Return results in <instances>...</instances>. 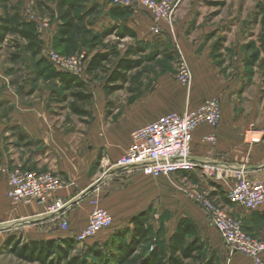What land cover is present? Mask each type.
<instances>
[{
	"label": "crops",
	"instance_id": "crops-1",
	"mask_svg": "<svg viewBox=\"0 0 264 264\" xmlns=\"http://www.w3.org/2000/svg\"><path fill=\"white\" fill-rule=\"evenodd\" d=\"M57 2L58 0L55 3V9L58 13ZM86 10V18H90L91 15L94 17L86 23L85 27L93 32L91 40H95L98 45L105 44L110 36L119 41L127 38L137 39L139 35L144 36V41H150L151 36L157 35L159 38H163L162 40H167V37L172 38L179 29L177 17L181 12V8L177 9L170 22L160 21V32L154 34L152 32L154 25L152 16L142 7L130 9L109 5L105 0H91ZM6 11L13 13L17 10L4 9L1 15H4ZM17 12L21 19H24L25 15L20 11ZM63 21L53 30V42ZM74 28L75 19L68 34L70 40ZM49 35V29L39 33L38 37L42 44L48 41ZM11 39H13V35H7L4 42ZM97 53L107 54L103 64L110 58L109 51L101 48L95 51L91 57ZM121 60L125 62L130 59H118L107 75L106 81H103L101 85H94L91 79L96 71L89 72L85 69L79 76L85 81L87 92L91 94V98L86 101L88 105L83 107L86 113L76 114L67 103L69 97L62 99L63 91L57 78H44L37 71H28V80L20 92H15L9 86L3 90L2 98L10 108L8 114L0 118V168L7 167L8 169V167L20 166L52 171L64 182V186L56 192V196L73 200L74 203L63 214V218L69 223V231L65 232L60 229L58 219H52L45 214L43 204L37 202L14 203L7 196L6 179L1 173L0 243L9 233L16 235L22 233L25 240L66 237L76 234L86 224L91 211L92 204L90 205L89 202L92 199H88L86 192L92 180V160L98 151L102 150L109 161H115L130 144L131 132L136 127L173 111L170 109H174L176 112L192 109L206 98V92L197 88L199 80H197L198 75L194 67L190 92L180 94L178 102L172 103V107L170 92L164 82H160L149 91L143 90L141 93L145 95L139 96L137 90L130 91L129 96L122 95L119 93L120 87L112 89V85L116 83L108 81L109 75L114 69H117ZM42 81L48 83V86L42 85ZM85 119L88 120L87 128L82 122ZM7 128L14 129L11 131L12 136L8 135ZM211 132H214L216 136L214 145L203 141V136ZM239 133L241 130L234 126L233 121L223 119L221 107V120L216 128L203 123L195 129L191 141L193 158L202 162L245 164L252 169V177L264 179L263 139L259 143L247 144L246 148L245 145L239 144L241 137ZM8 137L9 143L13 142V144H3V139ZM75 141L82 144L74 148L72 143ZM197 171L201 172L194 170L175 174L186 175ZM212 180L221 189L223 188L224 194H226L227 184L222 180ZM153 193L151 177L134 172L130 175L129 182L125 186L124 200L120 199L119 203L122 207L129 206L127 210L132 212L137 207L147 205ZM227 207H229L228 210L232 216L241 220L247 232L250 231L255 236L264 235V228L260 230L255 228L256 224L264 221V203L254 210H246L232 203H229ZM131 212L127 217L115 213L113 220L116 229L130 226L131 217L137 213L131 215ZM204 213L205 215H202L195 207H192L175 219L170 232L175 229L182 218H188L197 226L199 238L216 241L218 235L210 229L212 223L205 210ZM106 233V229L100 230L90 243L102 244L107 239ZM219 252L227 255L226 247L220 246ZM226 264L254 263L248 256L240 258L232 254L227 255Z\"/></svg>",
	"mask_w": 264,
	"mask_h": 264
},
{
	"label": "rangeland",
	"instance_id": "rangeland-1",
	"mask_svg": "<svg viewBox=\"0 0 264 264\" xmlns=\"http://www.w3.org/2000/svg\"><path fill=\"white\" fill-rule=\"evenodd\" d=\"M56 1L0 0V15L3 14L4 9H15L25 15L24 20L32 21L28 18V14H34L38 35L47 29L50 34L48 41L42 44L41 55L46 58L47 53L51 50L63 55H77L82 57L81 68L83 71L95 51L100 48L109 51V60L91 76L93 84L96 86L106 81L107 75L118 59L135 61V66L126 71L125 79L115 81L117 85H120L119 93L129 96L130 91L137 90L138 95L141 96L145 95L141 93L143 90L149 91L160 82H164L170 92L171 107L172 103L178 102L180 94H188L191 89L192 79L190 85L185 86L179 84L174 78L179 60L184 59L190 67L192 77L194 67L198 75L197 80H199L197 88L206 92L205 99L212 97L219 99L223 119L233 121L234 126L241 130L239 133V135L241 134L240 145L248 147L244 141L245 133L248 130L264 131V76L256 65L248 64L249 55L254 49L252 43L259 27L254 21V16L260 0H180L177 7V9L181 8L177 17L179 29L172 38L167 37V40H162L163 38H159L157 35L151 36L150 41H144V36L139 35L137 39L127 38L119 41L110 36L109 40L101 45H98L95 40H91L93 32L85 27L86 23L94 17L91 15L90 18H86V9L91 0H73L76 6L71 15L75 19V28L71 33L70 42L58 47L53 42V30L63 20L60 13L56 12ZM44 23L47 25L43 26ZM38 25H42V28H39ZM14 43L12 40L0 43V118L6 116L10 108L2 98L3 90L9 86L15 92H20L28 80V71H36L35 61L38 56L32 57L21 48L15 47ZM15 53L17 57L13 59L12 55ZM46 60L48 61L47 58ZM48 63L50 62L48 61ZM77 77L79 78V76ZM42 85L48 86V83L42 81ZM72 101L71 97L67 100L70 107ZM75 105L83 109L88 105V102H77ZM171 110L174 111V109ZM82 122L86 125L88 120L85 119ZM13 130L7 128L8 135L12 136L11 131ZM7 143H9V137L3 139V144ZM9 144H13V142ZM81 144L77 141L72 143L74 148ZM107 161L109 160L102 150H99L92 160V180L87 187V197L96 199L99 206L112 213V217L115 213L127 217L131 212L127 210L129 206L122 207L119 200H124L125 186L129 182L131 174L109 168L110 165L105 164ZM15 167L20 166L8 167V169ZM3 169H8L7 167L0 168V174H4L6 179ZM216 184L210 176L198 171L186 175L170 174L159 178L151 177L154 193L149 203L137 207L131 212V215L135 212H137L135 215L145 212L147 225L150 227L149 238L139 246L129 262L123 264H139L143 255L151 251L152 248L165 246L168 237L174 231L173 229L170 232L175 219L185 211L195 207L199 213L205 215L203 208L195 199L197 194L210 197L229 211L227 206L230 201L224 194V189L222 188V190ZM89 204H92L91 201ZM92 208L93 205L91 210ZM115 227L116 224L113 220L112 226L106 229L107 239L114 235L113 233L117 230ZM128 228H132L131 223L130 226L119 228L121 229L118 230L119 237L128 239L130 233L126 234ZM255 228L263 229L264 221L256 224ZM210 229L217 233L216 241L199 238L203 245V255L206 258L213 256L215 264H226L227 255L247 257L243 253L230 251L212 224ZM248 233L255 236L250 231ZM10 238L26 241L22 233L19 235L9 233L0 243V264H42L20 260L9 253L5 241ZM220 246L226 247L227 255L219 252ZM107 249L103 250L107 253ZM70 255L71 257L81 256L86 258L90 264H94L92 256L84 253V245L78 242L75 243ZM65 262L66 260H59L55 264H64ZM108 264L119 263L112 260Z\"/></svg>",
	"mask_w": 264,
	"mask_h": 264
},
{
	"label": "built area",
	"instance_id": "built-area-1",
	"mask_svg": "<svg viewBox=\"0 0 264 264\" xmlns=\"http://www.w3.org/2000/svg\"><path fill=\"white\" fill-rule=\"evenodd\" d=\"M109 5L134 9L142 7L150 13L154 21L152 32H160L159 22H170L180 0H105ZM28 18L36 22L34 14ZM47 24L44 23L43 26ZM39 26V25H38ZM42 28V25L39 28ZM46 58L59 71L80 76L81 58L77 55H63L54 50L47 53ZM181 85H190L191 70L184 59H180L174 75ZM221 120V103L216 97L204 99L199 105L182 112L171 111L154 120L136 127L131 132V142L123 154L109 164V168L127 173L140 172L146 176L157 178L200 170L215 180L227 184L226 196L230 203L254 210L264 203V179L251 176L252 169L245 164H228L197 161L192 156L191 141L195 129L200 124H208L216 128ZM263 130H248L244 141L248 145L259 143L263 139ZM203 141L211 145L216 142L214 132L203 136ZM6 175L7 196L14 203L29 204L37 202L45 206V214L59 220L61 230L68 232L69 223L63 218L74 203L56 196V192L64 186L62 179L51 171L37 168L15 167L3 169ZM196 201L207 212L209 219L230 251L247 255L254 264H264V235L253 236L245 229L240 219L232 216L223 206L213 199L197 194ZM93 205L84 227L73 235L74 239L87 245L91 239L103 229L113 224L111 213L92 199Z\"/></svg>",
	"mask_w": 264,
	"mask_h": 264
},
{
	"label": "trees",
	"instance_id": "trees-1",
	"mask_svg": "<svg viewBox=\"0 0 264 264\" xmlns=\"http://www.w3.org/2000/svg\"><path fill=\"white\" fill-rule=\"evenodd\" d=\"M75 7L73 0H58L57 11L64 20L60 31L54 39L55 46L68 43L69 32L73 27L74 18L71 15ZM254 21L258 24V32L253 41L254 49L249 55L250 65H256L264 76V0H260L254 16ZM7 35H13L14 46L21 48L32 57H37L35 61L36 71L44 78H57L63 91L62 99L72 98L71 109L76 114L86 113L82 108L75 105L77 102H86L91 98L87 92L84 80L76 75L55 69L42 52V41L36 32L34 21L21 19L17 11L0 15V43L6 41ZM17 54L12 58L16 59ZM107 54L97 53L87 62L86 70L97 71L102 67ZM135 66V61L125 60L118 63L108 77L109 82L125 79L126 71ZM120 85H112V89L119 88ZM131 229H126L129 233L128 239L119 237L117 229L114 235L106 239L102 244L89 243L84 245V253L91 255L94 264H108L115 260L119 264L129 262L139 246L144 244L149 238L150 227L147 225L145 212L134 215L130 219ZM119 230V231H118ZM77 241L73 236L48 238L40 240L21 241L19 238H10L5 241L7 250L20 260L28 262H39L42 264H55L57 261L66 260L64 264H90L86 258L81 256L71 257L70 252ZM108 247V249H107ZM107 249V253L103 249ZM139 264H215L213 256L206 258L203 255V245L197 236V226L188 218H182L176 225L174 231L168 237L167 244L163 247L152 248L151 251L143 255Z\"/></svg>",
	"mask_w": 264,
	"mask_h": 264
}]
</instances>
